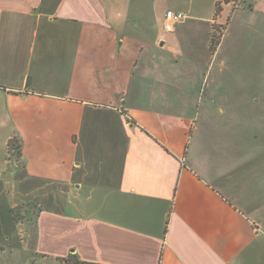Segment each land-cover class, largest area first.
<instances>
[{
  "label": "crops",
  "instance_id": "crops-1",
  "mask_svg": "<svg viewBox=\"0 0 264 264\" xmlns=\"http://www.w3.org/2000/svg\"><path fill=\"white\" fill-rule=\"evenodd\" d=\"M10 172L0 264H264V0H0Z\"/></svg>",
  "mask_w": 264,
  "mask_h": 264
},
{
  "label": "rangeland",
  "instance_id": "rangeland-1",
  "mask_svg": "<svg viewBox=\"0 0 264 264\" xmlns=\"http://www.w3.org/2000/svg\"><path fill=\"white\" fill-rule=\"evenodd\" d=\"M217 38H219L218 35H215ZM215 38V37H214ZM185 41V38L183 39V42ZM180 49V48H179ZM182 50V49H181ZM183 51V50H182ZM189 62V61H187ZM183 65V62H180ZM228 65L226 66L227 68V72H229L230 74V79L227 82V87L229 88H235L236 87V76L237 74L241 73V71L243 70L244 67H242V65H240V63H236L233 60H228L227 61ZM187 67H191L194 73L193 76V80L189 82V78H188V83H186L187 86H191L194 90H200L201 89V81H202V75H200V67L196 66L195 64L191 65V63H186ZM181 65V66H182ZM181 70V69H180ZM178 70L179 73V79H182L181 76V71ZM205 73H207V75L205 76V82L204 84H207V86H209L210 81L212 80V75H213V71H205ZM210 74V76H209ZM181 83H179V87H180ZM181 87H183L181 85ZM200 99L201 96H200ZM26 195V194H25ZM19 196V194L17 195ZM24 198V195L22 196ZM23 198H17L16 199V203L15 206L12 209V214L14 216V220L15 222H20L22 224H27V222L31 223L33 222V220H35L36 214L38 213L40 206L38 203L35 202V198H28V199H23ZM4 211L7 212V209L5 206L1 205L0 206V214ZM3 221V225L0 224V230L4 229L5 233H10V226L12 227V225H10V222H8V224H6V218L2 217L0 218V221ZM31 221V222H30ZM23 226H20V229H22ZM3 234V233H2Z\"/></svg>",
  "mask_w": 264,
  "mask_h": 264
},
{
  "label": "trees",
  "instance_id": "trees-1",
  "mask_svg": "<svg viewBox=\"0 0 264 264\" xmlns=\"http://www.w3.org/2000/svg\"><path fill=\"white\" fill-rule=\"evenodd\" d=\"M231 1H237V0H221V1H215V16H218L222 10L223 4H228ZM215 37V38H214ZM219 41V38H217L215 35L211 38V46L217 45ZM7 152L12 155H20V146L16 144L14 140H9L7 144ZM60 264H94L90 262H84L78 258L77 255L70 253L65 258L58 259Z\"/></svg>",
  "mask_w": 264,
  "mask_h": 264
},
{
  "label": "built area",
  "instance_id": "built-area-1",
  "mask_svg": "<svg viewBox=\"0 0 264 264\" xmlns=\"http://www.w3.org/2000/svg\"><path fill=\"white\" fill-rule=\"evenodd\" d=\"M215 1H221V0H215ZM186 16L181 12H172L168 11L165 13V21H164V29L167 32L174 31V28L177 24L183 22L185 20Z\"/></svg>",
  "mask_w": 264,
  "mask_h": 264
},
{
  "label": "water",
  "instance_id": "water-1",
  "mask_svg": "<svg viewBox=\"0 0 264 264\" xmlns=\"http://www.w3.org/2000/svg\"><path fill=\"white\" fill-rule=\"evenodd\" d=\"M13 175L12 172L10 173H3V174H0V179H7L9 177H11Z\"/></svg>",
  "mask_w": 264,
  "mask_h": 264
}]
</instances>
